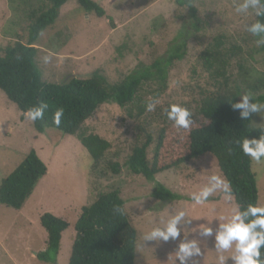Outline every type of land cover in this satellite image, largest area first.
Returning <instances> with one entry per match:
<instances>
[{"label": "rangeland", "instance_id": "1", "mask_svg": "<svg viewBox=\"0 0 264 264\" xmlns=\"http://www.w3.org/2000/svg\"><path fill=\"white\" fill-rule=\"evenodd\" d=\"M92 1L104 9V17L86 14L75 0H69L60 9L55 24L35 45L38 49L36 64L46 83L85 79L95 71H100L110 83H119L138 66H149L163 56L175 40L179 43L184 29L189 28L185 34V56L173 63L165 84L146 82L131 104L125 107L111 103L101 105L84 122L83 136L97 135L110 145L97 165L76 136L53 129L38 134L32 121L0 91V182L31 149L48 169L21 210L0 205V264H68L74 225L81 208L90 206L100 194L110 191L119 193L137 232L133 264H179L175 262V251L184 238L201 240L203 256L199 264H217L214 238H202L198 232L202 225L215 230L237 207L223 191L214 193L204 205H195L191 200L192 195L208 183L210 176L221 177L215 158L206 154L180 164L157 174L154 182L131 174L126 162L144 132L153 139L147 150L148 160L152 159L157 134L172 123L165 115L169 105L180 104L194 114L204 97L223 92L224 78L207 72L200 60L204 51L214 50L217 39L222 43L219 54L227 61L226 90L240 85L245 91L251 84L257 86L255 91H248L254 99L264 96V45L258 46L257 40L246 30V25L254 23L256 16L252 10L248 14L235 12V6L242 0H191L198 18L195 32L187 9L178 6L177 0ZM45 5L46 0H0V56L5 47L16 42L26 43L30 13ZM45 55H51L47 64L42 59ZM242 94L245 92L240 96ZM153 98H158L160 103L155 111L148 112L146 106ZM139 108L143 110L142 115ZM252 125L264 129V112L252 114ZM185 154L186 147L182 145L171 143L167 147L171 161ZM111 164L119 166V174H113ZM251 172L256 181L257 206L264 207V162L252 161ZM156 184L181 196L182 200H155L152 192ZM180 210L186 212V219L191 223L182 228L177 240L144 245L142 236L147 231L162 225ZM45 213L53 214L68 225L55 263L36 259V254L45 250L47 240V233L39 222ZM232 254V250L224 253L226 257ZM228 264H232L230 259Z\"/></svg>", "mask_w": 264, "mask_h": 264}, {"label": "trees", "instance_id": "2", "mask_svg": "<svg viewBox=\"0 0 264 264\" xmlns=\"http://www.w3.org/2000/svg\"><path fill=\"white\" fill-rule=\"evenodd\" d=\"M68 1L46 0L44 7L30 13L26 43L16 42L13 46H7L0 56V91L22 114L31 107L47 104L43 118L32 122L34 130L43 134L46 130L53 129L64 135L76 136L81 146L88 151L94 165H97L110 145L97 135L83 136L81 128L84 122L101 105L111 103L125 107L131 104L146 82L165 84L173 63L183 60L185 56V34L189 28L184 29L179 43L175 40L163 56L149 66H138L119 83H110L100 71L93 72L85 79L70 78L61 84L46 83L36 64L38 49L35 45L42 34L55 24L60 9ZM75 1L86 14L97 18L105 16L104 9L96 2ZM176 2L178 6L187 9L192 19L190 26L197 32L198 18L191 0ZM258 19L264 21V17L256 16L255 22ZM221 44V40L217 39L214 50L204 51L200 60L207 72L224 78L223 92L210 93L201 100L197 112L191 114L192 124L187 130H178L173 123L163 127L157 134L151 160L147 158V150L153 139L144 132L141 142L133 146L126 166L131 174L154 182L157 174L210 154L216 160L221 178L230 186L231 200L236 207L244 208L249 204L257 205L258 194L255 177L251 172L252 160L241 151L239 142L246 137L259 138L264 129L252 125V114L248 120H243L239 110L232 109L230 103L239 102L241 93L249 94L248 91H255L257 86L248 84L244 91L237 85L226 90L227 61L219 54ZM254 101L264 103V96H259ZM57 109H63L59 126L53 123ZM142 113L143 110L139 108V115ZM171 143L186 147V154L171 161L167 156V147ZM109 168L113 174H119L117 164H111ZM47 172L45 163L31 149L16 169L1 180L0 205L15 211L21 210ZM226 195L228 196L227 193ZM152 197L162 202L182 200L181 196L161 184H156ZM117 208L120 211H116ZM39 222L47 233V240L45 250L37 253L36 259L44 263H55L62 234L68 225L51 213L43 214ZM74 231L68 264L134 263L137 232L128 219L124 201L117 191L100 194L90 206L82 207Z\"/></svg>", "mask_w": 264, "mask_h": 264}, {"label": "clouds", "instance_id": "3", "mask_svg": "<svg viewBox=\"0 0 264 264\" xmlns=\"http://www.w3.org/2000/svg\"><path fill=\"white\" fill-rule=\"evenodd\" d=\"M252 10L257 17H264V0H242L235 6L238 14H248ZM246 30L255 37L258 46L264 45V21L257 20L255 23L246 25ZM44 63L51 61V55H45ZM160 103L158 98H153L147 104L148 112L155 111ZM233 110H239L241 119L248 120L251 114L264 112V103L254 101L251 94H242L239 102L230 103ZM47 104H40L29 108L25 113V118L35 122L42 119L47 109ZM166 118L171 121L178 130H187L192 124L191 112L188 108L180 104H171L165 110ZM63 109H57L53 116V123L60 125ZM239 147L244 155L256 164L264 162V130L259 138L248 139L247 137L239 142ZM217 191L228 194L231 200L230 186L217 175L208 178V183L201 188L198 193L191 197L195 205H204ZM116 211H120L119 208ZM191 223L186 219V212L177 211L170 215L162 225H156L147 231L142 240L144 245L148 242H168L175 241L181 236L182 228ZM198 235L202 238L213 237V247L217 253V264H228L229 259L232 264H264V207L249 204L244 208L237 207L232 215L225 222L219 223L215 230L202 225ZM229 250L233 251L230 257L224 255ZM203 256L200 239H185L180 242L175 251V262L179 264H199Z\"/></svg>", "mask_w": 264, "mask_h": 264}]
</instances>
